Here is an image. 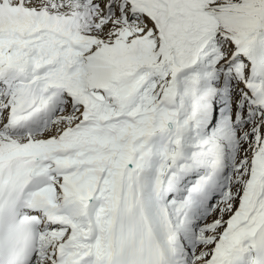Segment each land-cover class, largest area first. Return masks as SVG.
Masks as SVG:
<instances>
[{
	"label": "snow or ice",
	"instance_id": "obj_1",
	"mask_svg": "<svg viewBox=\"0 0 264 264\" xmlns=\"http://www.w3.org/2000/svg\"><path fill=\"white\" fill-rule=\"evenodd\" d=\"M0 264H264V0H0Z\"/></svg>",
	"mask_w": 264,
	"mask_h": 264
}]
</instances>
